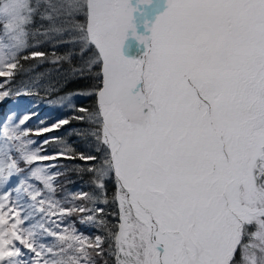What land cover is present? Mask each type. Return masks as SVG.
Returning <instances> with one entry per match:
<instances>
[{
	"label": "snow or ice",
	"instance_id": "snow-or-ice-1",
	"mask_svg": "<svg viewBox=\"0 0 264 264\" xmlns=\"http://www.w3.org/2000/svg\"><path fill=\"white\" fill-rule=\"evenodd\" d=\"M29 60L93 105L0 124V264H264V0H0V101L32 94L10 87ZM73 121L96 155L29 138ZM61 159L97 194L65 207Z\"/></svg>",
	"mask_w": 264,
	"mask_h": 264
},
{
	"label": "trees",
	"instance_id": "trees-1",
	"mask_svg": "<svg viewBox=\"0 0 264 264\" xmlns=\"http://www.w3.org/2000/svg\"><path fill=\"white\" fill-rule=\"evenodd\" d=\"M35 51H44V52H51V46L47 43L43 44L40 47L34 48ZM63 48H58L57 52H63ZM23 68L21 69L20 74L16 77L15 82L10 85V87L13 89V93L16 90L24 91L25 89L29 90L32 94L30 95H19L16 96L15 94L10 95L8 98H5L3 101H0V116L6 115V109L8 107V110H14V106H21L18 101L23 100L22 105V114L25 113H33L34 115L32 118L26 123L25 127L29 129H40L44 127H48L51 125H54L57 121L64 119L66 117H70L72 115V112L69 110L67 112H60L58 113L55 110H50L48 108V104H44L45 100H50L54 97H57L63 93H69L73 89H82L85 88L87 85L84 83H77V84H69L68 87H64L63 84H60V88L62 92H52L48 88L49 82H57L59 83L63 77L61 74L57 73L55 70V67L44 63L43 65H37V61L35 60H29V61H22ZM35 66V67H34ZM66 67V66H65ZM47 71L50 73V76L46 77L45 80L42 83H37L33 77L37 73L45 72ZM5 78H0V81L4 80ZM38 93V94H37ZM76 105L83 106V107H92L93 101L91 99L85 100L83 97H79L76 101ZM6 108V109H5ZM76 115H79L78 112L75 113ZM7 117V116H6ZM77 131H83V125L79 124L78 122H71L68 125L62 126L59 130H55L53 132L45 133L41 136H30L29 138L37 141L39 143L40 141L46 140L49 137H58L60 138L57 141L50 142L46 147L48 153H52L53 151H56L58 149L64 148L66 145L73 146L77 152L83 151L86 155H96L93 151V145L89 141V139L80 136L78 137L76 135ZM64 142V143H63ZM60 143L61 146L60 147ZM44 163H57L59 165L58 169H54V171H59L62 173L57 181V191L55 194V197L57 199H60L61 202L65 207H68V198L72 193L83 191V192H89L91 195H96V189L92 186V181L95 179L90 173L86 171L87 165H85V162L80 161L79 159L76 160H57L55 162H44ZM89 164L94 162H88ZM113 184H108V191H109V199H111V194L113 191ZM75 203H86L88 207H94L98 205H93L91 202H84L77 200ZM106 212H115L116 209L112 207L111 204H109L105 208ZM40 214L37 213L36 219H39ZM71 221L77 220V215H73L69 218ZM109 221H111L113 218L111 216L107 217ZM68 220L65 221L67 223ZM75 227L82 233L89 235V236H95L97 234H103L102 232H98V230L95 227L86 225V224H80L76 223ZM98 264H102V262H99V258H97ZM111 264V262H109Z\"/></svg>",
	"mask_w": 264,
	"mask_h": 264
},
{
	"label": "rangeland",
	"instance_id": "rangeland-1",
	"mask_svg": "<svg viewBox=\"0 0 264 264\" xmlns=\"http://www.w3.org/2000/svg\"><path fill=\"white\" fill-rule=\"evenodd\" d=\"M45 44V43H44ZM58 97L59 96H57V97H54V98H52V99H50V100H45L44 101V104H48V108L50 109V110H55V111H57L58 113H60V112H67V111H69L70 109H69V104H75L76 105V101H77V99L80 97V96H76V94L75 93H73V99L71 100V101H69V100H65V101H63V102H61L59 99H58ZM18 103L21 105L20 107L19 106H14L15 107V111L14 110H11V111H9L8 110V107H7V109H6V112H7V114L6 115H1L0 116V124H3L4 122H5V118H6V116H8L10 113H14V116H13V120H18L23 114H22V112H21V110H22V105H23V100H20V101H18ZM61 105H63V106H61ZM64 143V142H63ZM61 146H63V145H61V143H60V147Z\"/></svg>",
	"mask_w": 264,
	"mask_h": 264
}]
</instances>
